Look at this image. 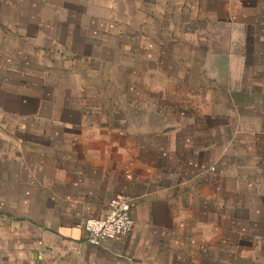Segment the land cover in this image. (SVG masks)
Listing matches in <instances>:
<instances>
[{
	"label": "crops",
	"instance_id": "obj_1",
	"mask_svg": "<svg viewBox=\"0 0 264 264\" xmlns=\"http://www.w3.org/2000/svg\"><path fill=\"white\" fill-rule=\"evenodd\" d=\"M54 1L0 0L20 58L55 33L68 73L0 83L21 134H0V264H264V0ZM117 195L132 232L89 245L80 223Z\"/></svg>",
	"mask_w": 264,
	"mask_h": 264
},
{
	"label": "rangeland",
	"instance_id": "obj_2",
	"mask_svg": "<svg viewBox=\"0 0 264 264\" xmlns=\"http://www.w3.org/2000/svg\"><path fill=\"white\" fill-rule=\"evenodd\" d=\"M49 1L52 2L53 0H49ZM56 1H60V0H56ZM56 1H54V2H56ZM61 1L62 2H60L59 4L58 3H55V4L68 6V2L72 3V0H61ZM73 1H78L79 4L83 3L82 5H85V3H84L85 0L84 1L83 0H73ZM72 4H75V3H72ZM8 32L9 33H7V34L5 33V36H3V37L0 36V60H2L4 58V56L7 54V52L9 51V48H13L14 52L10 56V61L12 63H10L9 61H7L6 63L4 61H0V69H4L5 71L7 70L6 72L0 71V83L5 82L8 79L10 81H13V85L15 84V86L18 87L17 89H20L23 86H29V87H32L35 89H40L44 82L47 83L48 81H52V80H54V77H58L57 74L63 73V72H60L59 67L54 69V63L51 61V59L49 57H46L47 52L44 53V51H42L43 49L46 50V48H48L49 49L48 52L52 53L51 49L52 48L55 49L54 47H57V45L60 44L59 41H57V38L55 37V33H54V37H52V36L43 37L41 35H38V37H35V38L30 37L28 39L29 40L28 41L29 42L28 55H29L30 59H29V61H27V60H24V58H22V59L20 58V56L22 55V54H20L21 52H20L19 43H18L19 42V34L18 33H20V31L14 30V31H8ZM48 33H49V31H48ZM42 37L46 38V39H48V38H50V39L56 38V39H54L53 43L50 42L49 44H46V41H44L42 39ZM10 43H12L11 47H10ZM49 53H48V55H49ZM7 55L9 56V54H7ZM17 60L20 62H18ZM22 60H24V61H22ZM74 62L75 61H72L73 64H74ZM14 63H16V64H14ZM24 64L25 65L27 64L28 68H25ZM74 66H75L74 68L77 69L76 68L77 65H74ZM79 67L81 69V66H78V68ZM26 70H29L30 73L37 72V70H38V73H40L42 75L41 76L38 75V76H36L37 78L34 79V78H28L26 76H22V74L18 73V72H21V73L25 74ZM8 71H12V72H8ZM30 73H29V75H32ZM62 75L68 76V73H66V75L65 74L60 75L61 79L66 80L65 77H62ZM75 77H76V79H78V75H76ZM68 78H69V82H71L72 85L76 82V79L73 78L72 76H70ZM86 96H87L86 94H80L79 98L81 100L84 99V100H82V102H87ZM2 133H4V134H6V133L10 134L11 133V135H13V138H15V139L21 138V134H20L18 124H15V122H9L7 124V121H5V119L0 120V134H2ZM8 143H11V142H8ZM16 145H19V141L15 142V143L13 142L12 147H10L8 145L9 150L18 149V146H16ZM5 148H6L5 140H1L0 141V151H3ZM20 149H21V147H20ZM144 152H145V150L142 152L143 156L141 155L142 156L141 166L139 167L138 171L141 173L142 177L143 176L146 177L143 179H145L147 181L149 179V177H150V179H153L155 177V175H151V174L146 173V170L148 169V167L153 162L151 161V159L144 156ZM156 162H157V164H160V166H163V168L165 167L166 162L164 159L157 160ZM0 166H2V167L5 166L4 158H0ZM161 184L167 185L168 182L165 180H162ZM88 219H90V218H88ZM254 256H257V255L256 254L242 255V257H240L242 259H240V261L238 259L237 260L239 263L246 262V261L248 262V261H250V257L253 259ZM246 258H249V260ZM255 259H257V261H259V262H262L261 258H255ZM255 259H253V260H255ZM224 260H228V257L225 256V257L220 258L221 262H224Z\"/></svg>",
	"mask_w": 264,
	"mask_h": 264
},
{
	"label": "built area",
	"instance_id": "obj_3",
	"mask_svg": "<svg viewBox=\"0 0 264 264\" xmlns=\"http://www.w3.org/2000/svg\"><path fill=\"white\" fill-rule=\"evenodd\" d=\"M136 202V198L132 196H114L104 215L82 221L81 227L86 233L87 243L98 246L104 241L130 234L134 228L132 210Z\"/></svg>",
	"mask_w": 264,
	"mask_h": 264
}]
</instances>
